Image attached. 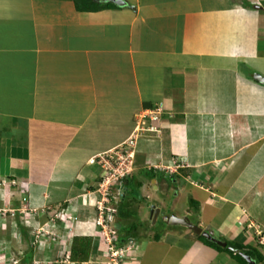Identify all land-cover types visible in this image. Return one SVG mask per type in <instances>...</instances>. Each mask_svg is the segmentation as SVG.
<instances>
[{
  "label": "crops",
  "instance_id": "obj_1",
  "mask_svg": "<svg viewBox=\"0 0 264 264\" xmlns=\"http://www.w3.org/2000/svg\"><path fill=\"white\" fill-rule=\"evenodd\" d=\"M122 1L88 0L99 6L91 10L73 0H0V257L113 264L96 211L80 196L102 174L91 159L122 143L134 114L157 103L160 133L138 139L132 182L114 187L118 198L130 189L137 196L122 201L135 212L127 219L134 235L115 214L117 246H137L120 264H164L168 250L159 261L148 251L151 239L166 238L183 249L170 264H240L187 228L150 226L151 205L167 215L149 191L160 171L204 193L190 194L195 214L188 206L168 213L197 214L203 229L221 226L226 238L264 256L255 241L264 242V82L254 76L264 78V0ZM24 205L37 210L25 221ZM55 208L72 218L50 220ZM40 227L56 239L46 247L33 239ZM74 236L91 239L82 261L64 259Z\"/></svg>",
  "mask_w": 264,
  "mask_h": 264
},
{
  "label": "built area",
  "instance_id": "obj_2",
  "mask_svg": "<svg viewBox=\"0 0 264 264\" xmlns=\"http://www.w3.org/2000/svg\"><path fill=\"white\" fill-rule=\"evenodd\" d=\"M162 113V103H157L150 108L138 110L134 114V124L127 138L115 148L99 153L91 159V161H95V163L100 165L102 174L99 182L97 183L96 189L92 192L86 191L85 193H82L80 198L82 202L84 201L85 203L92 204L93 207H95L97 213L94 223L96 226L101 227L96 230L100 240L103 242L105 251L109 254L110 260L113 264L124 263L121 259H127V255L130 251L134 250L135 244L131 243L124 246H117L116 244L119 234L118 231L111 225L112 223H110V221H113V216L115 217L116 209L106 205L111 199L110 190L113 188V183H116L120 181L121 178L132 174L136 155L135 149L138 139L160 133V127L154 125V121L159 120ZM10 182L15 183L14 181ZM22 193H24V190ZM94 193L97 195L99 194V198H96ZM22 199L25 202L26 197L23 196ZM21 211L24 212L22 215L25 221L29 216L34 215L33 212H36L37 210L35 208H28L24 205L21 208ZM47 215L50 220L54 221L57 218L60 222L62 221V224L66 221V217L69 216L63 211V208L49 209ZM69 217L72 218V216ZM41 230L43 231L38 234ZM32 234H34L33 239L35 242H42L45 247L48 245V241L56 240L53 238V235H47L51 234L49 230L42 229V227L32 231ZM43 236H45L46 239L43 238ZM69 255L70 248H67L65 250L64 259H69ZM10 258L11 259H4L3 256L0 257V260L2 261L0 264H14L18 262L17 257L16 260H12V257Z\"/></svg>",
  "mask_w": 264,
  "mask_h": 264
},
{
  "label": "rangeland",
  "instance_id": "obj_3",
  "mask_svg": "<svg viewBox=\"0 0 264 264\" xmlns=\"http://www.w3.org/2000/svg\"><path fill=\"white\" fill-rule=\"evenodd\" d=\"M252 123H253V120H252ZM251 129H253V126L251 127ZM48 130L50 131L49 132L50 134H52L53 131L55 132L54 128H51V129H48ZM254 132H255V130H254ZM75 142H76V140H74L73 142H70V144H73ZM140 142H142V140H140ZM136 150H137V147H136ZM160 173H162V172L160 171L159 173H156V176H155L157 178L156 186H159L158 189H155L154 190V187L152 186V189H149V191L151 193H153L154 198H155V201H161V203H162V205H160L161 211H166L165 214H173L174 212L168 213V211H171L172 210L170 208L171 206H173L174 209H176L177 213H179L180 211H182L186 206L191 207L192 208V212L194 214L196 213L195 211H197V210L199 211L200 210V207H199L198 204L197 205L194 204V203H190L189 204V200H190V194L191 193H193V194L196 195V198H195L196 200L203 199L204 198V193L201 191V189H199L197 187L189 186L188 184L186 185L185 181L182 178L178 177L176 174H168V175L167 174H164V175H161ZM114 187H115V183L113 185V188L110 190V193H111L110 197H111V199H110L109 203L106 204V205L107 206L114 207L117 210V206H118V202H119V199L120 198H118V193L114 189ZM135 189H136V185H135ZM0 191H1V189H0ZM177 191H179V193H180L179 195L178 194L177 195L175 194ZM133 196H135V193L134 192L131 193V191H130L129 192V203H130V200L132 199ZM150 203H151V201H150ZM191 204H194V205L192 206ZM82 205H88L90 207H93L92 204L85 203L84 201L82 202ZM92 210H95V207H93ZM148 212L150 213V209L148 210ZM174 215H175V213H174ZM149 216H150V214H149ZM196 217H197V214H196L195 217L193 215L190 216L189 219L191 221H194L196 219ZM144 218L147 219L149 217L147 215V216H144ZM231 219L229 218L227 221L225 220V222L227 224V226L225 227V229L230 225V222H231L230 220ZM115 220L116 219L113 216V221H110V223H114L115 224ZM153 223H155V224H153ZM150 224H151L150 226L153 227V229H155V230H157L158 228L160 229L161 226L165 228L163 231H166V230H170L171 231L174 227L177 228L176 226H168L169 224L166 225L165 223H163L162 222L161 214L159 215V217L157 218V220L155 222L151 221ZM95 227H96V229L101 228L100 226L99 227L98 226H95ZM220 227L221 226H219V227L218 226L217 227L205 226V229L204 230L205 231L208 230L207 232H209L210 234H212L215 238L217 237V239L219 237H222V238L231 240L232 238H230V237L229 238H226V235L223 234L224 230H222V232L220 230H218V229H221ZM163 231H161L158 234L163 233ZM69 233H70V231L68 230V234ZM32 235H34V234H32ZM161 236H162V234H161ZM143 237H146V236H143ZM43 238H45V236H43ZM259 240H260V238H259ZM259 240L257 238L255 240L256 243L258 245H261L262 244V246L264 247V242L263 243H260ZM151 241H152V245L149 247V251H148V253L150 255H152V256H150V259L153 258L155 261H159V260H157V258L158 257L163 258V255H164V254L163 255H159V253L162 254L163 250H168V251H166L167 253H165L166 260L164 261L163 259H161V262H164V264H170V262H171L172 259H174V261H176L177 255H179L183 251L182 248L181 249H178L174 245V243H175L174 239L173 240L171 239V241H170V239H167V238L164 239L163 241H156V240L151 239ZM185 245H186V243L185 242H182V247L186 248ZM151 252H152V254H151ZM14 259L16 260V254H15V256L12 257V260H14ZM19 260H20V258L18 259V262H19ZM11 264H13V263H11ZM256 264H260V262H257Z\"/></svg>",
  "mask_w": 264,
  "mask_h": 264
},
{
  "label": "trees",
  "instance_id": "obj_4",
  "mask_svg": "<svg viewBox=\"0 0 264 264\" xmlns=\"http://www.w3.org/2000/svg\"><path fill=\"white\" fill-rule=\"evenodd\" d=\"M75 7L77 9H98L99 6L97 5H93L92 3L89 2L88 5V0H73ZM124 183V185H128V183H131V175H127L123 178H121L120 181L116 182L115 184H121ZM131 191V193L133 192L131 189L128 191L125 190V192L121 195L120 197V201L118 202V206H117V211L116 214L120 215L123 217V219L125 220L124 225H126L127 227H125L126 230H128L127 233L128 236L130 235H134V232L136 230L135 228V223L132 221H128L127 219L130 218V215H135V212L130 211L125 209L124 211V204H122V201H125V199L129 198V192ZM132 198H137V196H133ZM189 202L194 203L197 205V203L195 201L189 200ZM132 216V219H133ZM128 221V222H127ZM117 231H118V227L119 225L115 222L111 224ZM117 227V228H116ZM132 238L134 239V237L132 236ZM199 238L202 239L204 242H207L209 245L213 246L214 248H217L219 250H226L232 257H234L240 264H248L247 260L242 257L240 255L239 252H233V250H230L227 246L230 245L236 249H238L239 251L249 255L251 257L252 260L255 261V263L257 262H262L264 261V256L263 254L258 250L257 245H253V244H242L236 241H232V240H225L227 243V246H220L219 244H217L214 241L208 240L205 237L199 235ZM131 240H129L130 242ZM90 242L91 239L87 236H80V237H76L74 236L72 239V244H71V250H70V255H69V259L70 260H75V261H82L86 258H88L89 255V250H90ZM132 243V242H131ZM27 259V257H26ZM28 259H30V254L28 256ZM23 260H25L23 258Z\"/></svg>",
  "mask_w": 264,
  "mask_h": 264
},
{
  "label": "water",
  "instance_id": "obj_5",
  "mask_svg": "<svg viewBox=\"0 0 264 264\" xmlns=\"http://www.w3.org/2000/svg\"><path fill=\"white\" fill-rule=\"evenodd\" d=\"M112 1L115 2V3H123V4L125 3L122 0H112ZM254 76L259 81L264 82V78L261 75L256 73ZM150 208H151L150 209L151 221L155 222L157 220V218H158L160 208L158 206H155V205H151ZM162 220L166 224H180V225L187 226L189 229H192L193 232L196 233L197 235L201 234L205 238H207L208 240L214 241V242L218 243L221 246H226V242L216 239L210 233H208L206 231H203L200 226H197L196 224L191 223L187 218L179 217V216H176L174 214H171V215H163L162 216ZM239 253H240V255L242 257H244L247 260L248 264H254V260H252L249 255H247V254H245L243 252H239Z\"/></svg>",
  "mask_w": 264,
  "mask_h": 264
},
{
  "label": "flooded vegetation",
  "instance_id": "obj_6",
  "mask_svg": "<svg viewBox=\"0 0 264 264\" xmlns=\"http://www.w3.org/2000/svg\"><path fill=\"white\" fill-rule=\"evenodd\" d=\"M117 211V210H116ZM116 214V213H115ZM168 215V214H167ZM169 215H171V214H169ZM177 216V215H176ZM179 217H184V218H187L191 223H193V224H196L197 226H200L201 228H202V226L201 225H199L197 222H194V221H191L190 219H189V216H179ZM151 222V217L149 218V223ZM153 224H155V223H153ZM172 225H175V226H182V227H184V228H187V229H189L187 226H184V225H180V224H172ZM192 233H194L193 232V230L192 229H189ZM202 230L203 231H205L203 228H202ZM207 232V231H206ZM209 233V232H208ZM194 234H196V233H194ZM197 235V234H196ZM201 235V234H200ZM212 235V234H211ZM198 236H199V234H198ZM201 236H203V235H201ZM213 236V235H212ZM204 237V236H203ZM214 237V236H213ZM217 239V238H216ZM218 240H220V239H218ZM224 242H226L225 240H224ZM218 244V243H217ZM226 246H227V243H226ZM222 247H224V246H222ZM229 249H233V250H235V252H241V251H239L238 249H236V248H234V247H232V246H230V245H228L227 246Z\"/></svg>",
  "mask_w": 264,
  "mask_h": 264
},
{
  "label": "bare ground",
  "instance_id": "obj_7",
  "mask_svg": "<svg viewBox=\"0 0 264 264\" xmlns=\"http://www.w3.org/2000/svg\"><path fill=\"white\" fill-rule=\"evenodd\" d=\"M113 185H114V183H113Z\"/></svg>",
  "mask_w": 264,
  "mask_h": 264
},
{
  "label": "clouds",
  "instance_id": "obj_8",
  "mask_svg": "<svg viewBox=\"0 0 264 264\" xmlns=\"http://www.w3.org/2000/svg\"><path fill=\"white\" fill-rule=\"evenodd\" d=\"M135 247H137V246H135Z\"/></svg>",
  "mask_w": 264,
  "mask_h": 264
}]
</instances>
